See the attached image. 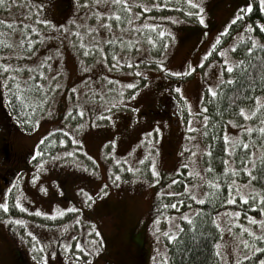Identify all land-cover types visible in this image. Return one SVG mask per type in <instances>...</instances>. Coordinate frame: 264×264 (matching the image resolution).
<instances>
[{"label": "rangeland", "instance_id": "obj_1", "mask_svg": "<svg viewBox=\"0 0 264 264\" xmlns=\"http://www.w3.org/2000/svg\"><path fill=\"white\" fill-rule=\"evenodd\" d=\"M69 1L8 0L0 11L11 49L0 52L8 63L0 100L11 81L35 77L47 105L8 143L14 175L0 182V204H8L0 208V264H169L168 235L193 210L161 219L155 198L174 189L204 194L207 103L233 78L225 61L234 70L239 50L264 44V8L260 0H127L122 17L112 0ZM28 34L29 51L19 42ZM257 98L250 114L264 110V94ZM245 113L229 121L228 134L237 138V122L252 119ZM52 132L62 135L59 147L35 159ZM250 191L246 184L242 197ZM218 223L221 264L250 257L264 240V215L225 210Z\"/></svg>", "mask_w": 264, "mask_h": 264}, {"label": "trees", "instance_id": "obj_2", "mask_svg": "<svg viewBox=\"0 0 264 264\" xmlns=\"http://www.w3.org/2000/svg\"><path fill=\"white\" fill-rule=\"evenodd\" d=\"M7 1L4 0V3L0 4V11L7 10ZM69 2L71 1L68 0L65 8L69 7ZM178 2L180 6H183V0ZM131 4V2H127L126 5L116 3L117 7L114 6V9L117 8L120 15L124 17L127 16L125 12ZM155 5L156 3L151 2L148 6L155 7ZM160 7H164L160 8L163 11H171L168 10L167 5ZM136 10L140 9L136 7ZM2 27L4 22L0 19V52L11 51L5 46V41L1 40L6 33ZM31 39L29 34L19 38L23 49L28 47V51L31 50L33 45L29 42ZM251 49L249 53H246L247 50L237 49L240 51V54L236 53L239 54L240 61L231 73L233 74L232 82L224 84L221 91L215 97H211L207 103L210 118L202 128L203 141L209 147L203 154L206 170L201 188L204 194L200 193L194 197L189 190L185 192L183 189H174V192L162 193L155 198L153 213L161 219L173 215L176 211L193 210V215L189 217L191 222L181 219L178 235L168 245L169 264H221L218 247L221 235L219 215L225 210H238L246 215H264V200L260 199L264 197V132L261 131L264 128V110L258 114H250V110L255 106L256 98L264 94V44ZM6 64H8L6 60L4 64L0 60V67H5ZM36 79L35 77L25 78L22 80L23 83H18L19 79L11 81L3 103L0 100L3 106V114L0 115V173L2 175L0 182L14 175L11 170L14 156L8 148L12 131L17 128L31 130L36 124L38 115L47 106H44L46 103L44 85ZM240 109L247 111L252 119L248 123L237 122L240 128L236 138L227 131L229 121H233L232 118L238 119ZM5 112L8 116L7 120H4ZM252 120L257 124L249 127ZM65 130L62 131L66 135ZM57 133H48L43 137L35 153V159L45 158L59 147L58 140H61L62 135ZM225 136L228 137L227 142L224 139ZM244 144L249 147H243ZM251 153H255V167H252L250 163ZM27 158L26 162L29 159L31 161L32 156L24 155L21 161ZM245 168H252L251 177L244 171ZM184 178V175L180 174L176 181L181 182ZM216 184L220 187L216 188ZM246 184L251 187L250 193H247L249 197L247 202L242 198ZM233 200L235 203L231 202ZM261 244L264 245V240L257 242V246L260 245L257 248L259 251L256 249L250 257L239 259L232 264L237 262L238 264H261V261H264V246ZM142 259V256L139 257V260Z\"/></svg>", "mask_w": 264, "mask_h": 264}, {"label": "snow or ice", "instance_id": "obj_3", "mask_svg": "<svg viewBox=\"0 0 264 264\" xmlns=\"http://www.w3.org/2000/svg\"><path fill=\"white\" fill-rule=\"evenodd\" d=\"M112 2H113V3H123V4H125V5L127 4V0H112ZM187 2H188L189 4H191V3L193 2V0H187ZM3 3H4V0H0V4H3ZM260 4H261L262 8H264V0H260ZM128 10L131 11V9H128ZM251 10H252V5H251V4H248V5L245 7V9L241 12V15L238 16V17H236V19H241V18L243 17L244 12H250ZM114 15H115V14H114ZM117 19H119V16H118V15H117ZM200 22H201V23L204 22V18H203V16H200ZM45 23H47V21H45ZM249 27H251V26H249ZM260 27H261V30H264V25H261ZM161 35H163V32H161ZM253 43L255 44V41H253ZM248 51L251 52L252 49H248ZM240 63H243V62H240ZM225 64L227 65V71H228V72H232V71H233V66H232L231 64H228L227 61H225ZM5 67H7V65H5ZM177 75H179V73H177ZM231 82H232L231 80L227 81V83H231ZM130 87H132V86L130 85ZM209 91H211V89H210ZM212 95L215 96L216 93H215V92H212ZM257 99H259V98H257ZM240 113H241L242 115H245V117L247 118V114L245 113L244 109H240ZM253 114H254V113H253ZM249 131H251V129H249ZM261 131L264 132V128H262ZM224 139H225V141L227 142L228 137L225 136ZM243 147L248 148L249 145L244 144ZM226 150H228V149H226ZM254 157H255V153H251V154H250V163H252V167H255V164H254ZM152 170H153V174H154V175H157V176L159 175V173L155 171V166H154V164H153V166H152ZM244 171L249 175V177H251V174H252V168H245ZM117 178H119V177H117ZM173 182H175V181H173ZM209 183H211V182L209 181ZM215 187H216V188H219L220 185H219V184H216ZM88 198L91 199L90 196H89ZM242 198L245 200V202H247L248 199H249V197H247V196H244V197H242ZM260 199H261V200H264V197H260ZM231 202H232V203H235L234 200L231 201ZM253 206H255V205H253ZM172 207H176V205H172ZM0 208H2L5 212H7V211H8V204H7V203H2V204H0ZM25 210H26V209H25ZM58 214L62 215L63 213H58ZM232 215H234V216H239L240 213H239V212H235V213H233ZM184 219H185V220H189V222H191V221H190V218H189L188 216H185ZM250 219H254V218H251V217H250ZM17 223H23V221H17ZM181 231H182V229H181ZM97 235H99V234L97 233ZM166 235H167V234H166ZM177 235H178V233H173L172 235H168V239H169V240H174V239L176 238ZM261 239H264V236H262ZM245 243H246V242H245ZM76 247H77V248H80V247H82V245L77 244ZM257 251H259V249H257ZM217 254H219V253H217ZM163 264H167V257H164V258H163ZM237 264H238V262H237ZM261 264H264V261H261Z\"/></svg>", "mask_w": 264, "mask_h": 264}, {"label": "flooded vegetation", "instance_id": "obj_4", "mask_svg": "<svg viewBox=\"0 0 264 264\" xmlns=\"http://www.w3.org/2000/svg\"><path fill=\"white\" fill-rule=\"evenodd\" d=\"M174 114H176V113L174 112Z\"/></svg>", "mask_w": 264, "mask_h": 264}, {"label": "bare ground", "instance_id": "obj_5", "mask_svg": "<svg viewBox=\"0 0 264 264\" xmlns=\"http://www.w3.org/2000/svg\"><path fill=\"white\" fill-rule=\"evenodd\" d=\"M1 202V201H0Z\"/></svg>", "mask_w": 264, "mask_h": 264}]
</instances>
